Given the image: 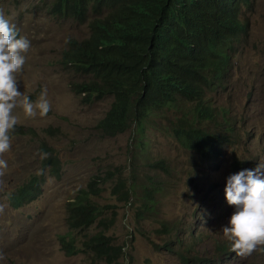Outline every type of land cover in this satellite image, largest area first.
Segmentation results:
<instances>
[{
    "label": "rangeland",
    "instance_id": "1",
    "mask_svg": "<svg viewBox=\"0 0 264 264\" xmlns=\"http://www.w3.org/2000/svg\"><path fill=\"white\" fill-rule=\"evenodd\" d=\"M53 3L0 0V11L30 41L18 90L32 100L46 91L51 105L42 118H27L21 109L14 110L17 126L31 128L34 134L13 137L9 151L0 155L8 164L0 176V264H109L94 254L67 255L60 242V235L69 230L68 203L93 175L107 177L109 171L115 177L102 185L104 191L97 200L118 206L117 221L107 232L117 245L125 247L118 264H185L178 244L173 251L167 247L177 232L191 249L205 256L216 254V240L226 242L222 228L235 210L220 193H225L227 178L238 173L235 162L244 161L249 170L264 164V0H254L252 9H243L247 37L236 48L227 80L206 94L221 115L215 122L200 117L201 126L219 132L226 110L229 121L235 123L233 144L224 150V161L217 164L202 160L175 136L173 128L195 109L193 104L184 108L186 112L158 111L148 125L145 147L136 146L135 128L115 138L102 136L96 126L113 99L88 103L76 96L71 83L85 79L61 64L69 41L88 38L89 26L55 17ZM50 150L60 160V178L45 166L48 158L40 159L41 151L49 154ZM38 169H43L45 176L41 196L13 208L9 193ZM120 177L137 181V194L130 202L120 201L113 193ZM157 182L164 188L154 193L155 210L140 215L149 194L146 189H153ZM164 225L179 229L170 234ZM100 230L96 225L90 232ZM195 233L201 241L194 238ZM75 235L79 240L85 238L84 232ZM227 264H264V246Z\"/></svg>",
    "mask_w": 264,
    "mask_h": 264
},
{
    "label": "trees",
    "instance_id": "2",
    "mask_svg": "<svg viewBox=\"0 0 264 264\" xmlns=\"http://www.w3.org/2000/svg\"><path fill=\"white\" fill-rule=\"evenodd\" d=\"M253 6L254 0H54L51 12L89 26L88 38L69 41L61 64L85 79L71 83L76 96L88 103L113 99L96 126L102 136L115 138L135 128L136 146L145 147L148 125L158 111H184L187 103H193L195 109L173 128L175 136L202 160L218 163L224 147L231 143L227 132L232 125L226 119L230 126L224 134L197 124L203 123L200 117L216 121L217 113L207 106L206 94L227 80L236 48L247 36L243 9ZM31 134V128L16 126L10 135ZM45 166L60 178L61 163L53 150ZM107 174L110 178L93 175L68 203L69 230L60 235V242L67 255L89 253L118 264L125 247L107 233L117 221L118 206L97 200L104 191L102 185L115 177L111 171ZM44 183V175L32 174L9 193L10 205L20 208L35 201ZM135 186L134 178L120 177L113 193L120 201L130 202L137 194ZM163 188L157 182L153 189H146L149 194L140 215L155 210L154 193ZM96 225L101 230L92 234ZM164 228L169 231V226ZM78 231L84 232L85 238L77 239ZM186 261L194 264L191 256Z\"/></svg>",
    "mask_w": 264,
    "mask_h": 264
},
{
    "label": "clouds",
    "instance_id": "3",
    "mask_svg": "<svg viewBox=\"0 0 264 264\" xmlns=\"http://www.w3.org/2000/svg\"><path fill=\"white\" fill-rule=\"evenodd\" d=\"M29 48L30 41L20 35L17 27L0 11V155L9 151L12 140L10 134L15 131L19 123L18 117L14 114L15 109H21L27 118H35L37 116L42 118L47 116L51 110L46 91H42L36 100H32L24 92L18 90L19 77L26 62L25 54ZM206 102L207 106L212 107L209 99H206ZM212 109L216 111V108L212 107ZM224 112L228 113L227 110ZM220 115L217 114L216 119ZM226 119L229 120L230 117L227 115L223 116L224 126L219 132L225 134L227 132L225 127L232 125L229 129L230 132H227L231 143L227 144L224 150L233 144L235 137V123L229 121L230 125H227ZM193 121H196V119L194 118ZM208 121L215 122L212 120ZM201 124H197V126L202 127ZM206 129L212 130L210 128ZM48 155L47 152L43 151L39 153L41 160L47 159ZM224 159L223 153L222 161ZM207 162L217 164L215 162L211 163V161ZM245 162L248 165L253 164L251 161ZM243 164L244 161H241L239 165H236L235 162L234 168L238 173L227 178L225 193L222 190L220 191L222 199H226L229 205L234 206L235 210L230 216L227 226L222 228L226 242L220 243V241L216 240L218 252L212 256L200 254L187 244L184 245L185 240L180 232H177L175 239L169 243L171 245H167L171 251L174 250L175 244L180 246L184 251L182 257L185 264H190L186 261L190 256L194 258V264H227L230 260L238 259V256L251 255L259 246H264V178H262L264 177V164L259 163L252 170L244 168ZM7 167V162L0 159V176L4 175ZM36 174L43 175L44 170L38 169ZM213 187L215 188L216 185ZM0 211H3L2 207H0ZM177 229L179 228L169 226V231L166 230V232L172 234V231ZM194 238L197 241L202 240L200 236L198 238L196 233ZM153 244L155 245V243ZM209 259H212V261Z\"/></svg>",
    "mask_w": 264,
    "mask_h": 264
}]
</instances>
